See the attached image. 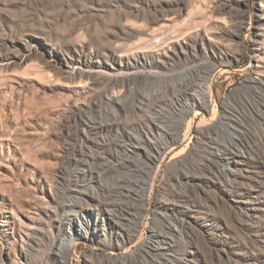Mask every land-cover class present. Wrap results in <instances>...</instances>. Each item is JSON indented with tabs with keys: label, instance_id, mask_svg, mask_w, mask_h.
Here are the masks:
<instances>
[{
	"label": "rangeland",
	"instance_id": "1",
	"mask_svg": "<svg viewBox=\"0 0 264 264\" xmlns=\"http://www.w3.org/2000/svg\"><path fill=\"white\" fill-rule=\"evenodd\" d=\"M260 3L0 0V264H159L143 248L168 222L179 234L164 264H264V89L250 83L264 74ZM192 66L214 69L208 111L175 87ZM138 87L151 110L131 107ZM97 109L107 125L91 164L104 187L80 160L82 117ZM149 114L184 118L150 173L121 163L123 134ZM219 121L232 135L209 136ZM87 185V206L119 204L125 238L104 210L66 223Z\"/></svg>",
	"mask_w": 264,
	"mask_h": 264
},
{
	"label": "bare ground",
	"instance_id": "2",
	"mask_svg": "<svg viewBox=\"0 0 264 264\" xmlns=\"http://www.w3.org/2000/svg\"><path fill=\"white\" fill-rule=\"evenodd\" d=\"M238 1L246 2V0ZM260 6L261 13H258L257 16L260 19H264V0H261ZM258 49L260 51L261 47ZM258 57L260 58V54H258ZM157 61L162 62L161 60ZM193 67L194 66H192V68ZM213 70L214 69L211 67H200L193 68L184 72L183 74L181 73L178 79L179 81L175 86L182 92L184 91V96H187L185 98H190L193 100L195 105L200 106V109L198 110H209L210 101L213 98ZM250 83L264 89V74L260 69H258L256 74L250 78ZM116 101L119 102L121 99L117 98L113 101L111 99V101L107 103V107L109 111L113 113L114 118L117 116V113H114V102L116 103ZM151 101L152 96L146 92H143L141 88L138 87L136 89V95L131 98L130 105L132 108H137L140 111H147L156 106L155 104L150 105V103H152ZM84 115L85 117H82L85 124L83 127L84 144L81 145V152L83 156L80 158L82 162V171L85 172L86 176L90 179V182L96 183L100 187H104V175L92 167L91 159L93 156H91V151L94 145L98 143L96 135L99 129L103 125H107V114H104L100 109H97L94 110L93 113L87 111L84 113ZM164 117L165 116L163 114H149V123H147V126H139V129H137L138 126H135L133 130L128 131L127 135L123 134L124 138L122 139L121 145L126 158L121 161L122 164L132 170L138 169L142 172L150 173L153 171L154 167L164 158L166 152L176 147L180 138L178 134V132H180L178 130L179 124L184 120V118L182 121L177 120L175 122L176 124L173 122L167 124L164 120ZM219 124V127L214 126L208 130L209 136L211 138H214V136H220L222 134L221 132H226L229 135H232L230 129L226 126V124H224L223 121H219ZM117 170H119V168H117ZM128 180L132 181L130 177H128ZM124 182L125 181L123 179L122 183L120 184L121 187L123 186ZM73 190V200L66 202L65 206L63 207L64 212L62 213L66 223L74 222V220L79 217V214L85 209L93 210L96 208L98 210V214L101 213L102 210L106 211L110 219L113 221L114 227L120 236L124 238L127 236L124 230V217L119 204L112 201L107 202L104 199H99L96 203L97 206L92 208L91 206H87L84 203L88 197L95 198L92 186H77L73 188ZM132 195V192L127 191L128 197H131ZM164 231L165 232L163 233H151L152 235L150 243H148V245L144 246L143 248V251L145 254H147V257L153 259L159 264H164L166 261L173 260V257L169 252V246H172V241L179 234L178 229L172 222H168ZM70 232H72L71 226L68 230V233L66 234L67 245H69L72 241V234H69ZM115 264H118V262L115 261Z\"/></svg>",
	"mask_w": 264,
	"mask_h": 264
}]
</instances>
